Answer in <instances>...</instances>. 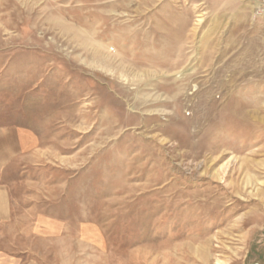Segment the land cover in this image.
I'll return each instance as SVG.
<instances>
[{"label": "rangeland", "instance_id": "obj_1", "mask_svg": "<svg viewBox=\"0 0 264 264\" xmlns=\"http://www.w3.org/2000/svg\"><path fill=\"white\" fill-rule=\"evenodd\" d=\"M0 264H264V0H0Z\"/></svg>", "mask_w": 264, "mask_h": 264}]
</instances>
